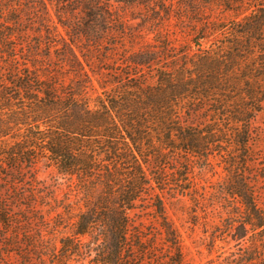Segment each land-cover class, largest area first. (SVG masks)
I'll return each mask as SVG.
<instances>
[{
	"label": "trees",
	"instance_id": "16d2710c",
	"mask_svg": "<svg viewBox=\"0 0 264 264\" xmlns=\"http://www.w3.org/2000/svg\"><path fill=\"white\" fill-rule=\"evenodd\" d=\"M31 1L48 16L54 4L58 21L46 33L62 40L81 80L73 86L43 73L31 58L43 43L19 47L28 35L20 29L22 8L0 0V264H12V257L19 264H71L85 236L94 240L93 264H144L134 253L144 254L148 242L137 224L146 214L163 230L168 264H182L165 194H187L195 167L215 156L225 163V190L236 203L229 235L239 257L232 264H264L258 194L264 153L253 148L264 112V0H249L244 9L237 5L242 0L230 4L247 14L229 25L213 23L223 35L214 45L190 51L158 38L107 67L106 80L91 66V54L105 64L112 2L132 0ZM80 46L87 49L83 60ZM95 80L101 92L93 99L88 89L96 91ZM41 164L76 178L85 199L74 235L60 237L59 246L63 214L52 205L54 191L38 179Z\"/></svg>",
	"mask_w": 264,
	"mask_h": 264
},
{
	"label": "rangeland",
	"instance_id": "374dc122",
	"mask_svg": "<svg viewBox=\"0 0 264 264\" xmlns=\"http://www.w3.org/2000/svg\"><path fill=\"white\" fill-rule=\"evenodd\" d=\"M10 7L20 6L22 8V26L20 29L28 30L27 36L20 37L17 41L20 45H28L42 42L43 45L37 49L36 64L43 73L56 76L64 84L76 85L81 76L76 71V63L70 51L64 48L60 38H52L47 35L45 27L51 25L52 21H58L54 4H49L50 16L45 11L33 4L31 0H2ZM238 0H132L131 2H112L113 19L115 21L107 25L112 26L107 32L106 41L102 51L111 49L105 64L99 62L97 52L93 54L90 64L94 70L99 71L101 78L106 80L108 68L114 67L115 63L121 64L124 57L141 49L143 43H155L158 38L167 37L178 47L189 48L197 51L198 47H209L223 38L220 32L211 29L213 23L229 25L234 19H242L246 14H237L229 10L230 4ZM48 2V0H47ZM55 3V2H54ZM249 0H242L240 8L248 7ZM6 15V13H5ZM51 18V21L49 19ZM59 30L65 34L62 26ZM42 34V35H41ZM23 35V34H22ZM132 35V38L130 37ZM49 37V38H47ZM111 43H116L111 46ZM48 45L51 46L49 51ZM83 51V52H81ZM87 51L80 46L76 52L80 60L82 53ZM88 53V52H87ZM105 61V60H104ZM74 66V67H72ZM88 70L89 67L85 65ZM102 67V69L100 68ZM108 67V68H107ZM103 76V77H102ZM95 92L88 89L92 98L101 92L98 82L94 81ZM255 126L260 128L258 147L264 153V112L257 116ZM225 163L219 156L211 157L209 165L195 167L193 187L187 194H165V207L168 220L172 223L180 239L183 252L182 264H232L239 257L237 242L229 235V218L232 217L233 208L236 206L230 199L225 188L229 173L225 169ZM38 179L46 187L54 191L59 205L58 213L63 214L62 223L55 232V242L59 246L58 239L63 235H74L73 223L76 215L84 210V195L78 191V181L57 173L53 167L41 164L37 169ZM260 201L264 202V182L260 183L258 190ZM53 212L51 215H55ZM143 223L145 239L144 254L134 253L144 264H168L169 244L166 242L163 230L152 216L146 214L137 224ZM82 243L81 252L75 256L71 264H93L92 258L95 246L91 236L79 238ZM12 264H19L18 258H11Z\"/></svg>",
	"mask_w": 264,
	"mask_h": 264
}]
</instances>
